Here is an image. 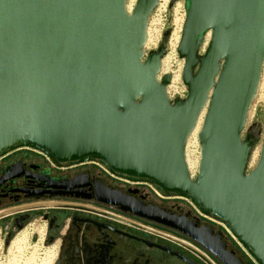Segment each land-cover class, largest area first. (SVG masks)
<instances>
[{"label":"water","instance_id":"1","mask_svg":"<svg viewBox=\"0 0 264 264\" xmlns=\"http://www.w3.org/2000/svg\"><path fill=\"white\" fill-rule=\"evenodd\" d=\"M183 2L176 54L187 94L169 100L171 76L158 79L166 44L144 51L158 0L130 11L128 0H0V160L26 149L56 164L101 162L218 219L264 264V138L249 168L254 139L244 135L255 126L264 0ZM203 112L192 179L186 145Z\"/></svg>","mask_w":264,"mask_h":264},{"label":"flooded vegetation","instance_id":"2","mask_svg":"<svg viewBox=\"0 0 264 264\" xmlns=\"http://www.w3.org/2000/svg\"><path fill=\"white\" fill-rule=\"evenodd\" d=\"M256 128L258 123L246 135L254 139ZM99 165L56 164L26 149L1 159L6 241L41 223L43 245L55 249L51 264H252L210 220L218 219L159 189L157 197L146 180L113 175ZM150 219L172 223L187 235Z\"/></svg>","mask_w":264,"mask_h":264},{"label":"rangeland","instance_id":"3","mask_svg":"<svg viewBox=\"0 0 264 264\" xmlns=\"http://www.w3.org/2000/svg\"><path fill=\"white\" fill-rule=\"evenodd\" d=\"M170 1L171 0H169V3ZM183 5H184L183 0H176L173 3L171 9L169 10V4H168L167 12L165 14V17L163 18L164 20L163 21L164 23L163 34L168 29H170V34L166 39H164L162 35L161 42H160L161 44L165 43L166 45H168L169 42L171 44H174L179 26L181 24V21L184 18ZM171 49H172V52L168 54L169 65H167L168 61L165 59L166 56L162 60V72L164 74H169L171 73V71L172 72L177 71L176 76H174V78H177L178 76L181 75L182 61H180L176 55V62H175L174 60V55H175L174 50L175 49L174 48H171ZM258 107L260 108L259 110H258ZM203 115H204V112L199 117L200 118L199 123H198L199 128H197L196 134L195 135L193 134L194 137H192V139L190 136V140L196 142L197 144H198L197 133L200 129ZM256 123H258V128H256L255 130L253 150L256 149L259 151L261 141L264 138V82L259 87L257 97L255 98L253 105L250 109L247 125L250 126ZM244 135H246V133ZM187 152H188L189 159L192 162L195 161L197 157H193L190 154L189 146H188ZM198 162H199V159H198ZM255 163H256V160L253 163V166ZM36 224H38L37 227L31 224L27 225L25 229L15 234L12 240L8 242V244H6V234L4 230L6 228L5 227L6 225L0 224V264H42L44 260H45L44 262L45 264L52 263V260L54 259V256H55V249L45 247L42 243V240H40V238L37 242L32 241V235L34 231L41 230L43 232V229H44L41 223H36ZM46 259H48V261L50 259L51 260L50 263L46 262Z\"/></svg>","mask_w":264,"mask_h":264},{"label":"built area","instance_id":"4","mask_svg":"<svg viewBox=\"0 0 264 264\" xmlns=\"http://www.w3.org/2000/svg\"><path fill=\"white\" fill-rule=\"evenodd\" d=\"M131 1H133V6H134L136 0H128V4ZM168 4H169V2H166L165 0H158V5L148 20L146 43L144 46L145 52L156 50L161 45L160 42H161V38L163 35V31H164V23H163L164 20H163V18L165 17V14L167 12ZM181 29H182V25L180 26V29L178 30L179 36L181 34ZM170 39H171V37H170ZM179 39H180V37H179ZM178 43H179V41H178ZM177 46H178V44H177ZM177 46H176V49H177ZM167 51H169V52H167ZM171 52H172V49L170 47V42H169V44L166 45V55L171 53ZM176 55L177 54L175 53V55H174L175 62H176ZM176 72L171 71V73H169V75L171 76V80H170V83L168 84V86L166 87V94H167V97L169 98V100L184 99L186 97V94H187L186 88L182 84V81H181V77H180L181 75L178 76L177 78H174V76H176ZM162 75H164V73L162 72V64H161V71H160V74L158 76V79ZM263 82H264V64H263V68H262L261 81H260L259 87L263 84ZM188 142L186 145V151H187L188 146H189L190 147V154L193 157H197L199 159V146H198V144L194 141H191L190 138L188 139ZM186 155H187V153H186ZM258 156H259V151L254 149L252 151V154H251L249 168L253 167V163L255 162V160L257 161ZM99 167L104 172L108 173V170L106 169L105 166L99 165ZM197 170H198V165L195 169H193L191 171L188 168L190 177L192 179H194L196 177ZM146 185L152 190V192L157 197H162L159 190L155 186L151 185L150 183H147ZM178 199H180V198H178ZM181 200H183V199H181ZM183 201H185V200H183ZM185 202H187V201H185ZM203 217H205V216H203ZM210 220L213 223H215L216 225H218L219 227H221L223 230H225L223 224L220 221H215L213 219H210Z\"/></svg>","mask_w":264,"mask_h":264},{"label":"bare ground","instance_id":"5","mask_svg":"<svg viewBox=\"0 0 264 264\" xmlns=\"http://www.w3.org/2000/svg\"><path fill=\"white\" fill-rule=\"evenodd\" d=\"M166 2H169V0H165ZM132 7H133V1H131L129 4H128V7H127V9L130 11L131 9H132ZM183 21H184V18H183V20L181 21V24H180V26L182 25V23H183ZM180 26H179V29H180ZM178 29V30H179ZM179 35H178V32H177V35H176V38H175V41H174V44H171L170 43V47L171 48H174L175 50V53H176V46H177V44H178V41H179ZM170 54V53H169ZM165 59L168 61H166L168 64L167 65H169V56H168V54L166 55V57H165ZM164 59V60H165ZM182 66V65H181ZM182 68V67H181ZM199 120H200V118H199ZM199 120H198V123H199ZM198 123H197V126L195 127V130L193 131V133L191 134V139H192V137H194L193 136V134L195 135L196 134V132H197V128H199L198 127ZM196 140V139H195ZM189 143V142H188ZM186 153H187V155H186V161H187V165H188V168H189V170L191 171V170H193V169H195L196 167H197V165H198V158H196V160L195 161H191L190 159H189V156H188V152L186 151ZM36 233L38 234L37 236H39V238H40V240L42 239V234H43V232L41 231V230H37L36 231ZM17 242V241H16ZM50 259H49V261H48V259H46V262H48V263H50ZM45 262V260L43 261V263L42 264H45L44 263Z\"/></svg>","mask_w":264,"mask_h":264}]
</instances>
